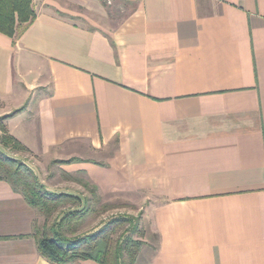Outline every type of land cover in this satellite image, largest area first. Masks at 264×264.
I'll return each instance as SVG.
<instances>
[{
    "label": "crops",
    "instance_id": "obj_1",
    "mask_svg": "<svg viewBox=\"0 0 264 264\" xmlns=\"http://www.w3.org/2000/svg\"><path fill=\"white\" fill-rule=\"evenodd\" d=\"M32 5L20 36L0 32L8 132L148 202L145 264H264V0ZM38 217L0 180V264H52Z\"/></svg>",
    "mask_w": 264,
    "mask_h": 264
},
{
    "label": "trees",
    "instance_id": "obj_2",
    "mask_svg": "<svg viewBox=\"0 0 264 264\" xmlns=\"http://www.w3.org/2000/svg\"><path fill=\"white\" fill-rule=\"evenodd\" d=\"M35 17L32 0H0V32L11 37L20 36ZM7 117L0 118V145L4 150L11 152L28 151L8 132L4 123ZM3 149L0 148V180L9 182L15 191L22 193L27 202L45 217L40 234L36 230L35 222L38 249L43 257L52 264H73L81 260H93L98 264H124V256H127L132 264L136 261L142 241L131 236L119 238L118 245L111 249L112 235L117 227L105 232L107 223L91 234L68 238L65 235L66 229L74 232L72 220L88 211L90 198L83 199L79 195L55 193L47 189L32 168ZM79 183L98 199L99 188L96 184L91 181ZM68 204L80 207V210L64 214L61 212L53 217L59 207Z\"/></svg>",
    "mask_w": 264,
    "mask_h": 264
},
{
    "label": "rangeland",
    "instance_id": "obj_3",
    "mask_svg": "<svg viewBox=\"0 0 264 264\" xmlns=\"http://www.w3.org/2000/svg\"><path fill=\"white\" fill-rule=\"evenodd\" d=\"M3 116L5 115L3 114ZM3 116L0 115V118ZM0 148L3 149L1 145ZM4 151L32 168L40 182L47 189L55 193L79 195L83 199L90 198L88 211L72 220L74 232L66 229L65 235L68 238L91 234L107 223L108 226L105 228V232L117 227V230L112 235L111 249H115L116 245H118L119 238L131 236L142 241L140 252L133 264H145L151 258L156 248L157 238L153 233L152 221L148 211L149 204L144 199L135 201L134 199H127L120 194L103 195L99 189L97 193L99 197L95 199L92 193L79 183L80 181L91 180L81 172L65 171L63 166L66 165V162L48 161L39 156H33L28 151ZM79 208L73 207L71 204L61 206L53 217L61 212V214H64V212L80 210ZM44 223L45 217L39 214L36 221V230L39 234L43 229ZM122 263L132 264L127 256H124Z\"/></svg>",
    "mask_w": 264,
    "mask_h": 264
}]
</instances>
